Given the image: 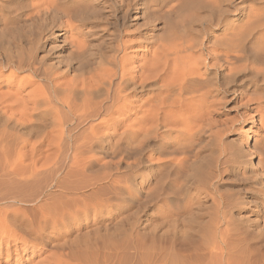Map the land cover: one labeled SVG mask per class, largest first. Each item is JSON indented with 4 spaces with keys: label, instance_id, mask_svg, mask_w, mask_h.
I'll list each match as a JSON object with an SVG mask.
<instances>
[{
    "label": "rangeland",
    "instance_id": "obj_1",
    "mask_svg": "<svg viewBox=\"0 0 264 264\" xmlns=\"http://www.w3.org/2000/svg\"><path fill=\"white\" fill-rule=\"evenodd\" d=\"M51 1L0 0V55L6 48L12 51L22 45L27 48L35 38H41L42 48L34 56L54 68L58 77L68 65L75 67L74 45L100 33L99 23L108 13L106 0H88L92 9L93 4H98V13L88 14L97 23L85 26L78 18L50 13ZM56 1L59 4L64 0ZM140 3V15L150 21L145 17L138 21L143 28L141 35L155 43L147 46L143 39L144 45L128 50L135 66L153 56L169 31L167 38L184 35L194 39L202 30L200 24L206 25L210 18L216 23L220 17L221 24L219 20L211 27L206 25L205 32L221 37L232 30L245 31L247 25H252V31L260 26L255 32L257 36L264 33V0H141ZM135 11L132 9L130 15ZM123 13L117 14L118 17ZM132 24L136 22L129 18L128 25ZM143 24H147L145 28ZM68 26L76 29L70 30ZM125 40L133 41V37ZM247 53L250 55L251 50ZM243 65L239 62L237 67ZM16 72V68L4 72L0 92H17L18 99L26 100L39 77L32 81L29 72ZM73 74L74 71L69 78ZM213 74L212 81L222 85L213 109L210 105L204 114L193 112L185 123L170 118L176 127L169 121L172 126L169 130L168 120L167 125L165 122L160 127L151 123L143 127L141 102L136 103L127 112L129 120L127 116L119 117L121 121L128 120L119 130L122 140L119 134L109 135L104 142L91 147L93 151H84L73 168L69 164L73 154L65 149V161L55 165L57 170L52 172L54 144L44 142L36 155H31L35 142L42 141L44 126H40L43 135H23L27 142L20 153L34 159L15 168L22 173L34 163L40 174L37 181L26 185L9 177L6 180L7 167L1 165L0 208L6 210L10 219L17 216L18 229L22 230L26 226L20 220L38 217L37 208L42 204L46 207L44 212H52L47 214L57 216L59 221L54 231L52 221L48 223L49 232L42 236L43 241L24 244L22 239L15 240L19 238L16 235L8 239L6 233L10 229L3 223L5 213L1 211L0 264L57 261L83 264L86 257L93 264H264V113L243 108L237 97L244 89L240 82H231L229 71ZM253 74L245 76L248 81L255 77ZM248 88L249 97L256 96V89ZM148 96L151 95L144 93L140 99ZM247 115L243 122V116ZM20 132L27 130L20 128ZM56 135L50 133L46 141L51 142ZM183 159L189 162H182ZM25 238L34 239L30 235Z\"/></svg>",
    "mask_w": 264,
    "mask_h": 264
},
{
    "label": "bare ground",
    "instance_id": "obj_2",
    "mask_svg": "<svg viewBox=\"0 0 264 264\" xmlns=\"http://www.w3.org/2000/svg\"><path fill=\"white\" fill-rule=\"evenodd\" d=\"M140 2L141 0H118V2L106 0L108 14L99 23L102 26L100 33L89 35L88 38L79 40V43L74 45L75 67L68 65L58 77L53 72L54 68L52 69L49 65L45 66L43 60L39 61L34 56L35 52L42 48L41 38H37V40L35 38L33 41L30 38L29 47L19 45V49L15 51L6 48L3 55H0V86L4 72L8 69L12 71L13 68L18 71L16 73L29 72V78L32 81L35 77H39L40 80L34 84L35 90L29 94L27 99L25 98L26 100L18 99L17 92L12 93L7 90L0 92V166L7 167L5 179L9 177L20 180L26 185L38 179L40 171L35 168L34 163L30 164L31 167L26 166L27 168L22 173H19L15 166L19 164L22 166L26 160L34 159L33 155H36L37 148L43 146L44 142L51 146L54 144L55 164L52 172L57 170L55 165L65 161L66 157L63 156L65 149L69 153L72 152V162H68L71 168L75 167L84 151H90L91 147L104 142L109 135L113 137L119 134L122 125L131 118L127 112H130V107H135L136 103L141 102L139 108L143 127L146 124L149 126L150 123L152 126L160 127L167 120L171 121L173 127H176L174 125L177 121L188 122L190 114L193 112L209 111L210 105L213 106V109L217 103L216 101L222 93V85L212 81L210 75L213 73L216 76L220 72L229 71L232 76L231 82H240V87L244 89L242 90L244 92L237 97V100L243 103V108L254 113H264V33L261 36H257L255 33L260 26L252 31L250 30L252 25L249 27L247 25L245 31L232 30L231 33H226L221 37L218 34L208 33V30L205 32L206 25L211 27L215 23L213 22L214 18L212 20L210 18L206 22L207 19L204 20L206 25L200 24L202 30L194 39L184 35H180V37L173 35V37L167 38L170 32L168 30L166 38L158 44L153 56L144 64L135 66V63L131 62L129 58L128 50L142 45L143 39L147 46L155 43L149 38L146 39V35H141L143 28L138 26V21L143 17L140 15ZM96 5L98 4H93L92 9L88 6V0H64L59 4L57 1L54 4V0H52L49 5L51 12L49 9L47 12L53 13V15L63 13L69 18L74 17L75 20L78 18L82 25L96 26V18L88 17V14L90 15L92 12L98 13ZM132 9L136 11L131 16ZM227 12L224 10V13ZM119 13L123 14L118 17ZM129 18H132L136 24L128 25ZM144 19L150 22L146 17ZM217 19L216 23L220 17ZM218 23L221 24V20ZM262 26L264 27L263 22ZM170 27L169 29L173 26ZM73 28L75 26L69 27L70 30ZM176 29L174 30L176 31ZM130 37H133V41L125 40ZM93 42H97V44H90ZM249 50H251L250 55L247 53ZM205 52L206 58L204 59ZM190 53L198 54V56L192 55L191 57ZM239 62L244 63L242 68L237 67ZM11 67L13 68L11 69ZM73 71L74 74L69 78V74ZM252 73H255L253 74L255 77L248 81L245 76ZM31 80L29 84H32ZM44 82L48 85L45 86ZM249 85L256 89L254 91L256 96H251V98L249 97L251 95L249 94ZM144 93L151 96L142 100L140 97ZM121 116H127L128 120H119ZM170 118L180 119H175L174 124L172 120H169ZM247 119L248 115L243 116V122ZM47 120H50L49 125L46 124ZM171 124L170 122L168 125L167 122L165 124L168 129L170 128L169 130L172 129ZM40 126H44V135ZM20 128L27 132L21 133ZM82 128L84 130L78 133ZM128 128H132V126H128ZM55 132L57 133L56 137H52L51 142L46 141L50 137V133ZM33 133L43 135L42 141L38 139L40 142H35L31 154L33 157L28 154L22 155L20 151L27 142L23 135L29 137ZM120 136V140H122L123 135ZM181 160L178 161L181 162ZM185 161L183 159L182 162ZM45 208L44 204L37 208L39 210L38 217L34 215L32 219L28 218L25 221L20 218V222L26 226V230L18 229L17 216H15L16 220L10 219L6 210L0 208V212L5 213L3 223L7 225L6 228L10 229L6 233L8 239L16 235L19 238L14 236L15 240L22 239L19 241L32 245L43 241L42 236L49 232L47 230L49 229L48 223L52 221V230L54 231L57 229L59 221L56 215V217L50 215L52 212H44ZM28 235L34 237L33 241L25 238ZM85 259L83 264H93L92 260L87 257ZM57 262H48V264L61 263Z\"/></svg>",
    "mask_w": 264,
    "mask_h": 264
}]
</instances>
